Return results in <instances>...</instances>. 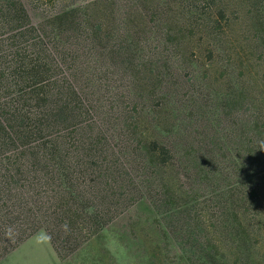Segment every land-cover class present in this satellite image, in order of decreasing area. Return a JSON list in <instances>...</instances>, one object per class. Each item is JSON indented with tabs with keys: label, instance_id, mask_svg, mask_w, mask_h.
I'll list each match as a JSON object with an SVG mask.
<instances>
[{
	"label": "trees",
	"instance_id": "obj_1",
	"mask_svg": "<svg viewBox=\"0 0 264 264\" xmlns=\"http://www.w3.org/2000/svg\"><path fill=\"white\" fill-rule=\"evenodd\" d=\"M84 1L0 0V260L145 199L152 264H264V0Z\"/></svg>",
	"mask_w": 264,
	"mask_h": 264
},
{
	"label": "rangeland",
	"instance_id": "obj_2",
	"mask_svg": "<svg viewBox=\"0 0 264 264\" xmlns=\"http://www.w3.org/2000/svg\"><path fill=\"white\" fill-rule=\"evenodd\" d=\"M85 2L90 3L93 10H97L105 1L85 0L83 3ZM160 220L161 215L157 214L147 200L142 199L118 215L104 230L85 241L74 253L61 258L62 264H152L151 254L161 240L158 225ZM162 242L165 246L164 241ZM167 258L168 262H173L177 257L170 253Z\"/></svg>",
	"mask_w": 264,
	"mask_h": 264
},
{
	"label": "crops",
	"instance_id": "obj_3",
	"mask_svg": "<svg viewBox=\"0 0 264 264\" xmlns=\"http://www.w3.org/2000/svg\"><path fill=\"white\" fill-rule=\"evenodd\" d=\"M0 264H62L45 230H39L0 260Z\"/></svg>",
	"mask_w": 264,
	"mask_h": 264
}]
</instances>
